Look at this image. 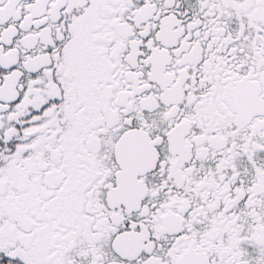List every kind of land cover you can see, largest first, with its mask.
<instances>
[{
  "label": "snow or ice",
  "instance_id": "obj_1",
  "mask_svg": "<svg viewBox=\"0 0 264 264\" xmlns=\"http://www.w3.org/2000/svg\"><path fill=\"white\" fill-rule=\"evenodd\" d=\"M0 264H264V0H0Z\"/></svg>",
  "mask_w": 264,
  "mask_h": 264
}]
</instances>
